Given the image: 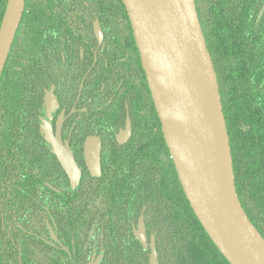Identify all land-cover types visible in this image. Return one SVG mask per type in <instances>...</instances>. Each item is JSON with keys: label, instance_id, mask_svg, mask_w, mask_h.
<instances>
[{"label": "flooded vegetation", "instance_id": "af4514ba", "mask_svg": "<svg viewBox=\"0 0 264 264\" xmlns=\"http://www.w3.org/2000/svg\"><path fill=\"white\" fill-rule=\"evenodd\" d=\"M24 10L0 75V264H105L109 241L96 230L116 210L150 249L157 208L131 157L159 118L122 1L25 0ZM112 180L123 190H109Z\"/></svg>", "mask_w": 264, "mask_h": 264}, {"label": "water", "instance_id": "95a60500", "mask_svg": "<svg viewBox=\"0 0 264 264\" xmlns=\"http://www.w3.org/2000/svg\"><path fill=\"white\" fill-rule=\"evenodd\" d=\"M129 18L162 135L182 191L229 264H264V237L238 198L213 62L194 0H121ZM25 0H6L0 21V75ZM86 162L98 173L99 149ZM96 169V170H95ZM145 245L142 222L135 231ZM149 264H158L153 243Z\"/></svg>", "mask_w": 264, "mask_h": 264}, {"label": "trees", "instance_id": "16d2710c", "mask_svg": "<svg viewBox=\"0 0 264 264\" xmlns=\"http://www.w3.org/2000/svg\"><path fill=\"white\" fill-rule=\"evenodd\" d=\"M194 1L217 77L236 192L248 218L264 237V0ZM5 3L0 0V21ZM25 15L24 10L22 21ZM153 117L156 119L154 112ZM156 126L158 133L146 138L140 154L131 158L142 159L143 186L152 189L148 202L157 208V217L151 218L149 213L148 224L158 264H229L194 215L160 123ZM107 186L122 191L124 183L112 180ZM90 199L81 196L79 206L90 204ZM109 199H119L120 204L111 201L112 207L122 208L121 197ZM120 214V210L110 214L105 233L96 230L98 242H104L102 247L109 241L110 261L105 264H149L150 249L134 240L129 222ZM102 232L104 240L99 238Z\"/></svg>", "mask_w": 264, "mask_h": 264}]
</instances>
